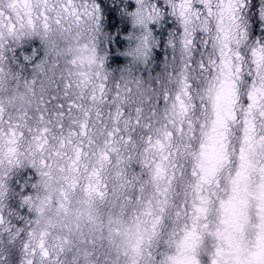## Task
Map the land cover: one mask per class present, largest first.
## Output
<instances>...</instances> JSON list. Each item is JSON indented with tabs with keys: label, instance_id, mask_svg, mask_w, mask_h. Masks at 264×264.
Returning a JSON list of instances; mask_svg holds the SVG:
<instances>
[{
	"label": "rangeland",
	"instance_id": "1",
	"mask_svg": "<svg viewBox=\"0 0 264 264\" xmlns=\"http://www.w3.org/2000/svg\"><path fill=\"white\" fill-rule=\"evenodd\" d=\"M98 1L0 0V176L7 183L0 189V264H125L127 256L185 264L184 250L193 264H241L244 251L236 243L264 229L256 183L264 170L253 171V183L246 180L247 162L264 160L263 105L253 108L251 101L264 85V36L243 37L245 52L239 45L226 52L229 41L217 39L215 51L186 21L181 33L156 26L143 34L146 41L122 39L124 50L110 54ZM126 5L139 26L151 30L162 20L152 23L144 0ZM38 42L46 51L34 57L26 48ZM230 79L237 80L234 94L246 98L234 112L238 123L223 132L215 105ZM106 120L117 132L96 137ZM218 133L225 137L217 141L221 151L211 148ZM217 149L218 164L210 159ZM34 172L86 179L88 194L99 185L105 193L90 195L95 203L107 190L117 198L106 209L76 212L73 194L63 187L64 194L53 195L49 182L32 179ZM59 202L67 215L54 213ZM80 227L87 236L93 228L105 242L76 243L54 258L40 247L42 230L62 229L64 238L78 240ZM115 231L126 237L123 243L112 242Z\"/></svg>",
	"mask_w": 264,
	"mask_h": 264
},
{
	"label": "flooded vegetation",
	"instance_id": "2",
	"mask_svg": "<svg viewBox=\"0 0 264 264\" xmlns=\"http://www.w3.org/2000/svg\"><path fill=\"white\" fill-rule=\"evenodd\" d=\"M126 1L127 0H124L122 5L121 1H114L110 5V7H116L115 12H117V17L120 14H123L124 16L123 19L118 17V23L131 15L132 9L126 5ZM144 2L147 4V8L152 11V23L156 22L158 17H162L160 24L152 25L150 30L151 32L156 26H163V12H167L174 22V24L169 27L170 32L181 33L184 29L183 24H185L186 21H190L193 34L195 31L197 32L198 30H201V36L204 35L206 39H209L211 50L214 49L217 51L216 47L214 46V44L217 43V39H227L229 43L225 44L226 52L236 50L237 45H239V51L245 52L247 51V48L242 43L243 37L259 38L264 36V0H153L150 2V4L149 0H144ZM103 5L105 6V3ZM158 7H160V10ZM104 14L109 15L108 9L107 11H104ZM247 18L253 19V23L249 27L245 28L244 23ZM146 33L147 36L150 35L148 31H146ZM237 35H241V40L237 37ZM211 40L213 41V45ZM234 64L236 63L234 62L233 65ZM230 66H232V64H229L228 67ZM236 81L237 80L233 79H230L229 81L225 80L224 84L222 85V95L216 100V110L218 109V112L220 113L218 125L223 132L227 126L231 128L233 123H238L236 120H233L234 112L236 111L237 107H241L242 105V101L240 99L246 98L245 96H241L238 92L234 94L233 85ZM257 88H262V90L260 92V96L254 95L251 97V101L253 102L252 107L255 108L257 103L262 104L263 108H260H262L261 112L264 114V85L260 83ZM242 112L243 115L248 112L247 103L245 104ZM262 117L264 119V115H262ZM220 139H223L224 141V135L218 133L215 136L213 134L212 140L214 146H211V148H219L221 151L223 146L218 147L217 144V141ZM224 150L227 151L226 143L224 144ZM217 153L218 149L211 155L210 159H213V161L218 164L221 160H214ZM168 156L169 155L167 154V157ZM171 156L172 159L176 158L175 155ZM259 163L260 161H257L256 164L247 162V167L251 168V173H253ZM251 177L253 176L248 177L246 175V180L249 182L250 179V182L253 183V178ZM256 183L260 184L261 191L259 193H261V196H264V177L263 180L257 178ZM6 184L5 178L0 176V189ZM17 190L18 188L14 185L15 195ZM5 204L11 205L9 199L7 202H5ZM246 215L248 216V213ZM118 216L121 218V215ZM123 218L124 223L129 225V222L126 220V218L124 216ZM244 224H249V222L246 221ZM247 226L248 225H245V227ZM240 243H245L244 247L242 248L244 254H241V258H244V260L241 264H255V260L256 264H259V261L264 258V229H262L261 232L259 231L254 239H249L247 237L244 241H240ZM260 243L261 251L258 252L260 249Z\"/></svg>",
	"mask_w": 264,
	"mask_h": 264
},
{
	"label": "trees",
	"instance_id": "3",
	"mask_svg": "<svg viewBox=\"0 0 264 264\" xmlns=\"http://www.w3.org/2000/svg\"><path fill=\"white\" fill-rule=\"evenodd\" d=\"M121 1H124V0H121ZM106 5L109 6V4H106ZM41 45H42V43L38 42L33 47L30 46V48L35 49L36 53H31L34 57L41 56V53L43 52L41 50ZM30 48H26V49L31 50V51L34 50V49L32 50ZM121 117H122V115H121ZM123 122L125 123V121H123ZM114 126H115L114 121H112V122L109 120L101 121L98 124V128L101 129V132L99 133V131H98L97 134H94V135L96 137L103 138V137H105V135L109 131H112L113 135H114V132L115 131L117 132V128H116V126L115 127ZM119 127L124 129V127H121V126H119ZM74 168L79 169L80 167L78 166V164H75ZM258 169L264 170V160L260 161V163L258 164V166L255 170H258ZM79 171H81V170H79ZM249 173H250V175H248V177L251 175H258V174H255L254 172L251 173V171H249ZM262 174H264V171L262 172ZM96 175L98 178L100 177V174H96ZM65 177L66 176H63V175L58 176V175H54V174H50V173L48 174L46 172H34L32 179L35 180V182H37L38 185H39L40 180L44 179L45 181L49 182L52 186L59 185L60 188L64 187L65 189H67L68 193L73 194L72 204L74 205L76 212H78L80 210V208L83 206H86L89 209H93L95 211H100V210H102L100 208L106 209V208L114 205L116 198H117V194L115 192L107 190L106 195L100 198L101 202L95 203V201L90 198V195H94V194L97 195L99 192L105 193V191L101 190L99 185H96L94 187L93 194H88V193H86V192H89L88 186L83 184V181H85L86 179L83 181H79L74 176L70 180H68ZM52 180H56V182H59V183L53 184ZM73 192L79 193L81 197H75ZM64 193L65 192H63L62 194H64ZM70 209L72 210V207H70ZM53 211L55 214L56 213L58 214L60 212L56 209V207L53 209ZM65 213L66 212L63 211V214L67 215V213L66 214ZM55 214H53V215H55ZM75 222H77V220L72 219V228L74 226H77V224ZM91 229H92L91 235L87 236V234L85 232H83V227H80L79 233H81L82 237L78 240H76V238L78 236L77 237L67 236L64 238L63 233H62V231H63L62 229H59L58 231H56V230L51 231L48 229L47 230L44 229L39 233V238H41L40 247L48 252L47 253L48 257L52 256V258H54L56 256H60L62 253H63V255L69 254L70 252L67 251V247H76L73 245H75L76 243H80V242H84V243L91 242L92 238L95 241H101L102 240L104 243L106 239L100 238L98 236L97 232L93 228H91ZM123 239L126 240V237H122L118 231H115L112 241L116 242L118 240L119 243H123ZM138 241H139V243H138L139 247L143 248L144 245L146 244V241H142V239H140V238L138 239ZM230 244H232V243H230ZM236 244L238 246H240V248L244 247V245L240 242L236 243ZM74 252H75V250H73L71 253H74ZM133 260H135L133 257L127 256V257H125V259L123 261H125V264H153L152 260H150L149 262H147L146 260H135V261H133ZM188 260H189V254L187 252H185V250H184L183 261L185 262V264H193L195 261V258H193L192 260H189V261ZM111 264H114V263L111 262Z\"/></svg>",
	"mask_w": 264,
	"mask_h": 264
},
{
	"label": "bare ground",
	"instance_id": "4",
	"mask_svg": "<svg viewBox=\"0 0 264 264\" xmlns=\"http://www.w3.org/2000/svg\"><path fill=\"white\" fill-rule=\"evenodd\" d=\"M100 1H102L100 3ZM99 2H96V4L98 6H101L102 10H103V13L104 11H107L108 9V13L109 15H106L105 14V17L104 18V26L106 28V33L107 35L106 36H111L110 40H109V43H108V47L110 49V54H113L114 53V49H116V47H119L121 50H124V47H125V42L123 43L120 39H119V35L120 34H124V33H129L130 37H131V40L133 42L137 41L136 38L138 39H142L143 37V34L146 33V31H148L149 33H152L148 28H147V23L145 24V26H139V24L135 23L134 21L131 20L130 16L128 18H126L125 20H123L121 22V24H119V19L117 17V12H115L116 10V7H110L111 3L114 2V0H100ZM105 5L106 4H109V6L106 5V7L103 5L104 3ZM150 4V3H149ZM253 23V19L251 18H247L245 20V23H244V27L247 28L249 27L251 24ZM163 24L165 25L166 29H169V27L171 25L174 24L173 22V19L171 17H168L165 19V21H163ZM125 29H127V31H125ZM130 31V32H129ZM195 37H199L198 33L195 31ZM138 39V40H139ZM9 45L11 46L10 48H12L14 46V43H9ZM12 49H15L14 51H16V47H13ZM41 50L43 52L46 51V47L42 44L41 45ZM29 53H36L35 50L31 51L29 50ZM135 52H134V59L135 60H140L141 58H135ZM161 62V60H160ZM120 65H117V67H119ZM124 129L127 130L128 127L127 126H124ZM119 131L122 130V128H119L118 129ZM153 135H151L152 137ZM31 188L34 187V183H31V182H28L27 183ZM52 189V193L53 191L55 190L56 192L53 194V195H58L60 193V186L59 185H54L51 187ZM60 196L62 195V193L59 194ZM54 208L56 207V209L58 211H63V207H61L60 205V202H59V206L57 205H53ZM143 221L140 222V224H142ZM142 231V230H141ZM140 239H142V241H147L144 237V233L142 231V235L140 237Z\"/></svg>",
	"mask_w": 264,
	"mask_h": 264
}]
</instances>
